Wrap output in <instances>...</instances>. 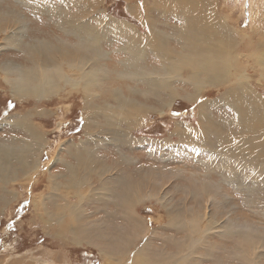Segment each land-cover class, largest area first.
<instances>
[{
    "label": "rangeland",
    "instance_id": "rangeland-1",
    "mask_svg": "<svg viewBox=\"0 0 264 264\" xmlns=\"http://www.w3.org/2000/svg\"><path fill=\"white\" fill-rule=\"evenodd\" d=\"M39 2L35 7L34 0H0V148L11 135L28 136L10 125L14 115L27 114L37 135L30 150L37 168L1 174L15 189L12 195L0 191V264H264V156L245 150L237 112L218 98L245 81L264 100L263 56L245 47L250 40L264 43V0H213L223 25L218 34L227 25L230 39L237 38L227 49L232 70L227 81L206 83L195 96L188 82L176 78L165 87L162 69L173 59L172 50L181 48L174 33L182 29V10L174 0ZM165 7L172 11L165 13ZM210 8L197 13L213 16ZM142 16L160 36L156 46L143 43L136 50L124 27L126 22L145 32ZM109 17L122 20V27ZM60 39L68 42L62 44L63 56H76L79 68L37 44L57 46ZM89 40L98 51L85 56L79 46L92 49ZM74 43L77 48H69ZM24 45L40 51L28 55ZM36 54L44 62H31ZM54 62L71 78L96 70L97 84L84 89L81 80L75 86L61 81L43 97H13L15 84L23 82L15 79L18 65L51 71ZM184 86L193 99L183 97ZM139 105L138 119V110L129 108ZM255 120L251 128L264 125ZM190 128L199 140H190ZM15 145L5 149L9 154L0 151V167L10 163ZM19 146L20 162L32 164V157H22L28 156L22 141ZM78 152L85 158L81 162L73 156ZM68 205L74 206L71 212ZM73 216L82 227L78 242L66 231ZM57 223L60 234L54 233ZM135 247L143 260L136 258Z\"/></svg>",
    "mask_w": 264,
    "mask_h": 264
},
{
    "label": "bare ground",
    "instance_id": "bare-ground-1",
    "mask_svg": "<svg viewBox=\"0 0 264 264\" xmlns=\"http://www.w3.org/2000/svg\"><path fill=\"white\" fill-rule=\"evenodd\" d=\"M34 1L36 2L35 5H34L35 7L36 6L39 7L41 5L40 4L41 2H39L40 0H38V1L34 0ZM165 1H168V0H165ZM174 2H175V4H179V6L181 7V9H180V7H177L178 9H176V11L177 10L179 11V9L182 10V12L180 11V13H179V16L181 17V20H182V29H179L180 30V31L178 30L179 32H175L174 33V36L180 42L182 49L180 48L179 51L177 49L176 50L175 49L172 50V54H174L173 55V59L172 58L168 59L167 60V66L165 68L162 67L163 68L162 72H163L164 80L167 83V85L165 87L168 88V82L171 79H175L176 78V79H179V80H181L183 82L184 81L188 82L192 86L193 93H194V96H195V94L201 89L202 86H205L206 83H207V85L217 86V85H221L223 82L228 80V77L230 76V73H231L230 70H232L231 69L232 68V62L229 61V60L228 61L226 60V58H230L231 59V57L228 55V50L227 49L228 48L230 49L231 46L229 44H233V42L237 38L234 37L233 40L230 39L229 35L231 33V30H229L230 27H228L227 25L224 27V29H226L225 32L223 34L222 33L218 34V32H217L218 30L217 29H221L219 26H223V25L221 24V20L222 19L220 17V13L218 14L217 12H215V3L213 4V0H212V2H211V0H174ZM216 2H218V1H216ZM211 3L213 4V6H212ZM20 4H21V2H20ZM169 4H171V3L169 2ZM210 6H212V8H210ZM207 7L210 8V10H208V11L214 17L213 16H208L207 14H203V13H200V12L197 13V11L200 8L206 9ZM51 8H53V7H51ZM162 9L164 10V8H162ZM165 10H166L165 13L172 11L170 9H167L166 7H165ZM56 12L60 13L59 11H56ZM69 14L71 15V12H69ZM59 17L61 18V15ZM63 19L65 21L67 20L68 23L71 22V18H69V17L65 18V16H64ZM68 19H70V20L68 21ZM110 19L114 22L115 26L119 25V26L122 27V24L120 23L122 20H117V19L115 20V19H112V18H110ZM142 19H143V16H142ZM146 21L143 19V22H144L143 23V28L145 29V32H140L139 30H136L131 24L125 22L124 30H126V32H128V36H129V38H128L129 41L128 42H130V40H131V42H132L131 46H132V48H134L136 50H140V46L143 43L144 44L146 43V45L149 44L151 46H153V44H154L156 46L155 41L160 36V34L156 33L153 30V28L147 27ZM71 26L72 25H69L70 28H71ZM67 27H68V24H67ZM202 27H203V30H200V28H202ZM232 32H233V30H232ZM140 34H142V35H140ZM85 36L89 37V38H92L95 41L99 42V40L96 39L92 35L85 34ZM60 41H61V39H60ZM90 41L92 42V45H93L92 49H89L88 48L89 46H86V44L85 45L81 44L79 46V48L81 50H83L85 56H88L86 54L87 51H89L90 53H91L90 50H94V53L98 51L97 48H96L95 42L92 41V40H89V42ZM251 41L252 40H250L249 43L245 44V47L248 48V47L251 46V48H253V47L256 48L258 50V53L260 52L259 55H261V57L263 56V58L261 59V62H262V65L264 66V45H263L264 43L262 42V40H259V39H257V41H254V42H251ZM18 42H16V44H17V47L20 48ZM63 43H64V46H65L68 42H65V41L62 40L61 43H59V45H57V46H49V45H47L46 42H44L42 40L37 42V44L40 45V46H43L45 50H47V51L49 50V52L52 51V52L56 53L58 55V57H59L58 59H60L61 62H66V65L68 64L71 67L73 66V68L74 67L79 68L78 67L79 63H78V60L76 59L77 58L76 56H73V55L69 56L68 54L63 56L64 55L63 53H67L66 52L67 51L66 48H64L63 45H62ZM84 43H88V40L84 41ZM44 45H46V47ZM25 47H26L25 49H27L28 52H29L28 55H30L31 53H34L35 50L39 49L37 46L34 47V49H33L32 46H30L28 48H27V46H25ZM72 47H74L76 49L77 45L75 43L73 45L70 44L69 48H72ZM39 51H40V49H39ZM71 51H73V50H71ZM74 52H76V51H74ZM254 54L255 53H253V56L255 57ZM77 55H78V53H77ZM224 56H226V57H224ZM30 57H31V59H30L31 62H34V63L35 62H39L40 58L37 56V54L34 55V58L32 56H30ZM54 57H55V54H54ZM256 58H257V55H256ZM258 59H260V57ZM40 60H42V59H40ZM74 62H76V63H74ZM257 62L259 63V61H257ZM258 65H260V64H258ZM50 66L52 67V65H50ZM11 71H9V72H11ZM47 71H49V70H40V69H37L34 66L19 68V65H18L17 69L13 70V72L15 74V79L19 80V78H22L23 82L20 83L19 85L15 84L14 89H13V93H12L13 97H15V99L20 101V99L24 96V94H26V96H27V94L29 93L30 95H33L34 97L40 98V97H43L44 94L46 93V91H48V90H52L53 89V91H54V90L59 89V87H60L59 82H61V81L63 82V84H66V85L70 84L71 86H75V85H77L76 83H79L80 80H81L80 83L84 84V85L81 84L84 89H86V87L90 88L91 86H94V85L97 84L96 83L97 82V79H96L97 71L96 70H90L88 73H85V74H83V73L80 74L78 72L79 73V75L77 74L78 75V79L66 76L65 73L61 70L60 67H58V64H56V63L53 64V67L51 68V71H49V72H47ZM16 73H18V75H19L18 78H16V76H18V75H16ZM63 73H64V75H63ZM77 75H75V76H77ZM241 77H242V75L239 76V79H241ZM13 78H14V76H13ZM234 78H233V80H234ZM244 83H245V81L244 82H239V83L235 82L234 85L236 86V88L234 90L227 89V90H225V93H222V95L220 97H218V98L221 101H223L224 103H227L230 107L235 109V111L237 112L236 113L237 114V118H236L237 127L240 129L239 132L241 134H243L245 136L246 140H247L245 143H243V146H244L245 150L247 149L248 151H250L251 154H253V155L255 154L254 155L255 157L258 156V154L261 153L262 156L260 155V157H263L264 156V125L257 126V123H254L253 124L254 126H252V128H251V122L254 120V118H256L255 122H258L259 119H260L261 123H264V100L261 99L259 96L255 95L254 93H252L251 91H249V89L246 88ZM78 85H80V84H78ZM184 88L186 89V91H185ZM189 89H191V88L185 87V86L183 87V91L187 92V94H185L183 96L184 98L185 97L186 98H191V95L189 94L190 91L188 92ZM169 91H171V90L170 89H168V90L165 89V93H168ZM51 92H49V93H51ZM191 99H193V97ZM168 103H170V101L166 102L165 105L168 104ZM139 106H140L139 109H138V106L129 108V111H133V112L138 110V114H137L138 119L140 118L139 115H140L141 110H143L142 105H139ZM200 110L198 111V113H199V115L203 116L202 115L203 111L201 113ZM108 111L113 113V111H110V110H108ZM14 117L15 118L9 117L10 118V120H9L10 121V125L14 124L13 127H19V128L22 127V129L24 131H26V133H27V134L26 133L25 134L28 135V137L32 139V141H30L28 139V141H30V142H27L25 145H24V143H25L24 141L25 140L22 141V143L24 142L23 143V145H24L23 151L25 153H28V155H30V154H32V153H30L31 152L30 151L31 150L30 147L32 146L31 143H34L36 141V138H37V135L34 134L35 133V129L33 127L34 125L31 122L32 120L27 118V114H23V116H20V117H17V115L16 116L14 115ZM205 117H206V115H205ZM31 130L33 131V133H31ZM259 131H262V132L260 133ZM253 132H254V134H252ZM189 134H190V140L193 141V142L200 139L199 134L196 133L195 130H193L191 128L189 129ZM219 137H222V136L219 135ZM261 137H263L262 140H260ZM20 138H18V139H20ZM14 139H12V140H14ZM81 140H83V139H81ZM16 142H17V140H16ZM222 143L225 146H230V143L228 141H226L225 138L223 139ZM259 144H261V147H259ZM7 145L8 144L4 143L3 146H1L0 151L3 152V153L7 152V154H9L7 150H10V149L12 150L13 149L12 148L13 145L12 146L10 145L11 148L10 147H6ZM80 145H82V144H80ZM72 146L74 147V145H72ZM8 148H10V149H8ZM93 148H94V146H93ZM5 149H7V150H5ZM85 149L86 148H84L83 150H85ZM79 150L80 149L78 148V151ZM88 150L90 151V149H88ZM13 151H15V149ZM17 151H19V153H20V154H18L19 158H20L22 150L21 149H17ZM79 152H81V151H79ZM79 152L76 153L75 155L73 154V156L76 158L77 162L78 161L81 162V161H83L85 159V158H83V157H81L79 155L87 153L86 150H85L86 153L83 151V153L81 152L82 154L81 153L79 154ZM14 153L16 154L17 152L15 151ZM87 155H89V154H87ZM5 157H6V155H5ZM22 157L25 158V157H28V156L26 154H23ZM86 157H88V156H86ZM254 160H255V158H254ZM88 164L89 163L87 161V162H84L82 164V166H87ZM18 167L19 166H17V168ZM20 167L22 168V170L23 169L24 170L25 169H29V171H30V169H31L30 167H32V164L29 162V160H27L25 162V160L22 159ZM20 167H19V169L21 170ZM33 167H35V166H33ZM10 168L11 167H8V169H10ZM72 171H73V169H71V172ZM70 179H71V175H70L69 179L67 180V183H68L67 187H68V185H71ZM1 186H2V184H1ZM2 190H3V188H2ZM5 190H7V189H5ZM9 190L10 189L7 190V193H8ZM73 191H75V190H73ZM3 193H4V191H3ZM10 195H12V194H10ZM2 201H4V200H2ZM41 203L43 204V202H41ZM72 205H74V204H72ZM75 206H76V204H75ZM67 209H69L70 210L69 212H71V209H74V206L71 207V205H70V208H69V205H68ZM56 216H58V215H56ZM75 220H76V216H73L72 220H70V221L68 220V223L66 224V227H67L66 231L70 235H72L73 238H71V239H73V241L75 240V241L78 242V240L79 241L82 240V239H80V236H79V234L81 233L80 231L82 230L81 229L82 227L80 225H78V224H75ZM60 229H61V226H60L59 223H57L56 226H55V230L56 231H54V233L60 234L58 232V231H60ZM85 229L83 230L84 232H85ZM87 230H86V233L88 234L89 232H87ZM75 234H77L78 237H76ZM140 236L141 235H138V238ZM142 239H143V237H141V240ZM132 241H134V240H132ZM131 244H133V243H131ZM131 244H129V246ZM137 250H138V247H135L134 254L135 255H139V257L136 256V258L139 261H141V260H143L144 256L140 255L139 254L140 251L137 252Z\"/></svg>",
    "mask_w": 264,
    "mask_h": 264
},
{
    "label": "crops",
    "instance_id": "crops-1",
    "mask_svg": "<svg viewBox=\"0 0 264 264\" xmlns=\"http://www.w3.org/2000/svg\"><path fill=\"white\" fill-rule=\"evenodd\" d=\"M30 124V123H29ZM28 124V125H29ZM31 133H33V131L31 130ZM21 137V138H20ZM20 137H17V138H15L14 136H12L11 135V139H14V140H17V142L16 141H14V140H10L11 142H13V143H11L10 141V143L6 146V147H10V145L12 146V145H15L14 147H16L17 149L18 148H20V146H19V144H20V142L21 141H24L23 143H24V145L27 143V142H30V141H32V139L31 138H29L28 136H26V137H22V136H20ZM18 138H20V139H18ZM28 139L30 140V141H28ZM15 143V144H14ZM23 143H22V146L24 147V145H23ZM11 148V147H10ZM10 148H8V149H10ZM13 148V147H12ZM34 150H35V147L34 146H32L31 147V151H33L34 152ZM17 153L15 154L14 152H13V157H10V163H8V165H7V167L5 168V167H0V191H1V193L4 191V193H7V190L8 189H10L8 192H9V194H12V193H10V191L11 190H13L14 191V187H8V185H5V182H7L6 180H3L5 177H3L2 178V175H5V174H9V173H7L8 172V167H11L10 169H14V170H18L19 169V167H20V165H21V162H20V158H19V155L18 154H20L19 153V151H17V150H15ZM32 152V153H33ZM36 152V151H35ZM31 153V152H30ZM2 155H0V157H1ZM35 156H36V153H35V155L34 154H30V155H28V158H31L32 157V159H33V161H32V167L33 166H36V161L34 162V159H35ZM14 160H16V165L14 166ZM34 163V164H33ZM0 164H4V162H3V160L1 159L0 160ZM17 166H19L18 168H17ZM12 167H14V168H12ZM32 167H30V168H32ZM21 168V167H20ZM34 168H37V167H34ZM3 169V170H2ZM21 170H22V168H21ZM20 169H19V171H21ZM28 170V169H27ZM2 174V175H1ZM10 177L9 176H7V180L9 179ZM6 179V178H5ZM3 180V181H2ZM1 184H2V186H1ZM7 186V187H6ZM2 188H3V190H2ZM7 189V190H5V189ZM0 193V194H1ZM1 200H4V204L6 205V203H7V197H3ZM6 202V203H5ZM3 204L2 203H0V207L2 206ZM0 220H1V218H0Z\"/></svg>",
    "mask_w": 264,
    "mask_h": 264
}]
</instances>
